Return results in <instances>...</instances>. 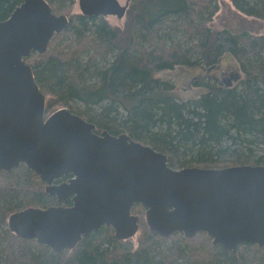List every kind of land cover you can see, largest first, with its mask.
Listing matches in <instances>:
<instances>
[{
    "label": "trees",
    "instance_id": "trees-1",
    "mask_svg": "<svg viewBox=\"0 0 264 264\" xmlns=\"http://www.w3.org/2000/svg\"><path fill=\"white\" fill-rule=\"evenodd\" d=\"M47 1L63 14L75 2ZM232 1L264 20V0ZM22 2L0 0V20ZM218 9L216 0H130L124 27L103 16L72 14L46 52L26 58L47 97L46 116L55 104L68 107L96 124L97 132H126L166 153L175 168L264 165V34L213 28ZM66 32L73 38L65 46L51 45ZM225 56L241 70L237 84L206 80L197 97L180 99L175 84L159 76L178 66L217 69ZM60 204L72 202L58 203L26 164L3 171L0 264H264V247L257 244H241L234 253L206 232L160 236L147 225L140 203L132 210L141 218L137 240H120L103 226L73 249L55 252L8 226L16 211Z\"/></svg>",
    "mask_w": 264,
    "mask_h": 264
},
{
    "label": "water",
    "instance_id": "water-1",
    "mask_svg": "<svg viewBox=\"0 0 264 264\" xmlns=\"http://www.w3.org/2000/svg\"><path fill=\"white\" fill-rule=\"evenodd\" d=\"M129 1L79 0V6L84 15L121 19ZM69 22L47 0H23L0 20V177L26 164L58 203L72 202L16 211L9 228L55 252L73 249L103 226L126 240L140 229V215L132 212L140 203L160 236L206 232L234 253L244 243L264 247V165L175 168L166 153L126 132H97L68 107L46 116L47 97L26 58L46 52ZM240 77L236 71L224 82Z\"/></svg>",
    "mask_w": 264,
    "mask_h": 264
},
{
    "label": "rangeland",
    "instance_id": "rangeland-1",
    "mask_svg": "<svg viewBox=\"0 0 264 264\" xmlns=\"http://www.w3.org/2000/svg\"><path fill=\"white\" fill-rule=\"evenodd\" d=\"M119 1L122 5H124L127 0ZM216 2L219 4V9L211 21V26L213 28H226L235 33L247 31L254 34H264L263 19L242 12L235 6L232 0H216ZM78 13H81L79 0H75L67 14L70 17L72 14ZM57 14H62V12L57 11ZM105 18L115 26L124 27L128 20V11L121 19L114 15L105 16ZM72 38V33L66 32L64 36L53 39L51 45L65 46ZM178 38L180 40V36ZM238 70L240 69H238L236 61L232 57L225 56L221 60V63L218 64L217 69L206 67L201 70V67L199 66H178L175 69L161 71L159 76L161 78L169 79L175 84L174 93L180 99H188L197 97L205 90V88L201 86V83L204 81H210L212 79L222 81V71H226L225 76L230 77L231 73ZM237 82L238 81H233L232 85L237 84ZM62 107L64 106L55 104L48 112L51 114V112ZM228 160L231 163L233 161L231 158H228ZM134 240H137V236H135Z\"/></svg>",
    "mask_w": 264,
    "mask_h": 264
},
{
    "label": "flooded vegetation",
    "instance_id": "flooded-vegetation-1",
    "mask_svg": "<svg viewBox=\"0 0 264 264\" xmlns=\"http://www.w3.org/2000/svg\"><path fill=\"white\" fill-rule=\"evenodd\" d=\"M129 6H130V1H129ZM128 11V10H127ZM100 16H102V15H100ZM103 17H105V16H103ZM225 74H226V71H222V79L223 80H226V79H228L229 77H226L225 76ZM69 178V176H65V177H63L62 179H60L59 181H58V183L59 182H63V181H66L67 179ZM68 202V201H67ZM66 205H69V204H66Z\"/></svg>",
    "mask_w": 264,
    "mask_h": 264
}]
</instances>
